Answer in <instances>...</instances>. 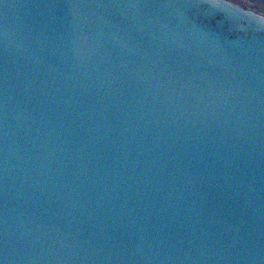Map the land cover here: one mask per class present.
Masks as SVG:
<instances>
[{
  "label": "water",
  "instance_id": "95a60500",
  "mask_svg": "<svg viewBox=\"0 0 264 264\" xmlns=\"http://www.w3.org/2000/svg\"><path fill=\"white\" fill-rule=\"evenodd\" d=\"M0 264H264V0H0Z\"/></svg>",
  "mask_w": 264,
  "mask_h": 264
}]
</instances>
